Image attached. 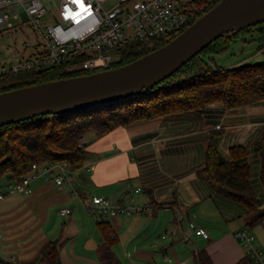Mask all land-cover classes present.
Instances as JSON below:
<instances>
[{
	"label": "crops",
	"instance_id": "0c3cea01",
	"mask_svg": "<svg viewBox=\"0 0 264 264\" xmlns=\"http://www.w3.org/2000/svg\"><path fill=\"white\" fill-rule=\"evenodd\" d=\"M212 109V113H202L200 127L175 135L166 131L171 128L163 120L166 118L135 122L100 137L92 133L85 140L89 155L80 168H68L62 184L53 181L54 175L61 174L59 166L48 178L39 167L27 192L11 191L15 181L10 174L1 177L0 264H40V250L49 241L56 242L61 264H106L104 254L112 264H196L195 256L202 250L210 256L211 264H234L246 254L244 243L236 237L242 229L253 235L254 244L264 254V219L248 227L251 213L234 212L232 207L239 205L216 196L197 177L202 165L169 168L161 161L158 143L161 148L167 145L169 151L164 142L171 138L199 135L205 149L210 131L218 129L216 125L224 129L216 142L223 158H229L233 145H243L250 153L248 142L258 135L251 143L254 152L253 145L264 136V102L231 110H222L217 103ZM260 188V195L256 192L262 204L252 213L264 212L261 183ZM92 196L136 205L143 212L100 220L85 208ZM62 208H70L71 215L60 216ZM177 214L182 216L179 221ZM101 221L116 237L108 250L102 246ZM196 227L205 228L208 238L196 235Z\"/></svg>",
	"mask_w": 264,
	"mask_h": 264
},
{
	"label": "trees",
	"instance_id": "16d2710c",
	"mask_svg": "<svg viewBox=\"0 0 264 264\" xmlns=\"http://www.w3.org/2000/svg\"><path fill=\"white\" fill-rule=\"evenodd\" d=\"M222 0L207 3L204 11L191 19L192 24ZM257 24L222 35L207 45L173 74L137 94L114 102L85 107L60 114H43L0 127V178L10 174L19 182L32 165L48 162H65L70 170L80 168L87 156L86 134L100 137L118 127L139 121L173 117L187 112L212 113V105L221 104L222 110L264 102V61L233 67L213 63V56L225 52L232 43L253 31L263 34L264 27ZM174 38V37H173ZM172 39V38H171ZM161 40L149 46L135 42L116 51L117 60L108 69L125 65L161 46ZM245 40V39H244ZM264 44V37H260ZM82 57L55 64L40 70L8 72L0 75V93L19 87L51 80L87 75L103 69L85 70ZM224 133L221 127L210 131L204 149L202 166L196 171L210 190L219 197L239 205L252 213L262 204L251 181V166L247 161L249 149L243 145L229 147V158H223L217 149V139ZM259 161L258 179L264 187V136L253 145ZM264 219V212L255 215L248 223L253 227ZM103 245L108 248L116 237L110 226L99 222ZM103 255V254H102ZM106 264L110 257L103 255ZM196 264H211L210 256L199 251ZM40 264H61L56 242L49 241L40 250ZM234 264H255L246 253Z\"/></svg>",
	"mask_w": 264,
	"mask_h": 264
},
{
	"label": "built area",
	"instance_id": "2783aa9c",
	"mask_svg": "<svg viewBox=\"0 0 264 264\" xmlns=\"http://www.w3.org/2000/svg\"><path fill=\"white\" fill-rule=\"evenodd\" d=\"M210 1L80 0L85 9L81 10L75 0H59L56 6L52 4L53 0H0V31L20 23L13 24L10 19L18 20L21 12L39 38L37 43L27 42V46L32 48L29 56L0 62V75L40 70L82 56L83 69H108L117 60V50L135 42L151 46L177 36L191 19L204 11ZM216 128H220V125H216ZM56 166L61 169V174L54 175L53 181L62 184L69 171L66 163L48 162L33 164L31 171L21 181H15L10 190L29 191V182L38 175L39 167H42L41 173L48 178L53 175ZM136 190H140V187ZM3 197L4 194L0 192V200ZM85 208L100 220L115 214L143 212L139 206L112 203L101 196H92ZM59 215L67 218L71 215V209L62 208ZM181 218L177 214L176 220ZM194 233L208 238L203 227H196ZM236 237L244 243L246 253L255 264H264V254L254 244V237L247 229L236 232ZM183 239L186 240L184 235Z\"/></svg>",
	"mask_w": 264,
	"mask_h": 264
},
{
	"label": "water",
	"instance_id": "95a60500",
	"mask_svg": "<svg viewBox=\"0 0 264 264\" xmlns=\"http://www.w3.org/2000/svg\"><path fill=\"white\" fill-rule=\"evenodd\" d=\"M261 22L264 0H222L166 44L125 65L1 92L0 127L133 96L173 74L222 35Z\"/></svg>",
	"mask_w": 264,
	"mask_h": 264
},
{
	"label": "rangeland",
	"instance_id": "374dc122",
	"mask_svg": "<svg viewBox=\"0 0 264 264\" xmlns=\"http://www.w3.org/2000/svg\"><path fill=\"white\" fill-rule=\"evenodd\" d=\"M59 0H53V5L56 6ZM45 6L50 9V6L45 3ZM53 6V8H54ZM18 20L10 19V21L15 25L13 28L0 31V62L5 60H12L20 58L21 56H29L32 53V48L27 46V42L37 43L39 38L35 34V31L31 26L25 21L20 12ZM261 27H264V22H261ZM264 37L263 34H259L257 31H253L252 34H245L244 37H239L230 47L225 51L218 53L213 56V63L219 66L233 67L239 61L246 60L252 63H257L264 61V44L261 42L260 37ZM245 39V40H244ZM181 116V117H180ZM187 116L190 119H187ZM195 116V117H192ZM199 116V117H198ZM204 114L197 112H187L182 115H177L163 119L169 122L171 128L166 129L168 134L175 135L181 131L192 130L196 127H200L201 119ZM200 118V120L198 119ZM160 119V118H158ZM154 119V120H158ZM189 120V121H186ZM153 121V120H150ZM139 122H149V121H139ZM221 128V126H220ZM219 129V128H218ZM217 130V129H216ZM165 131V132H166ZM93 136L92 133L86 134V140H89ZM257 137V138H256ZM257 136H253L248 142L250 147V153L248 155V162L251 166V181L255 189L261 192L263 189L260 188L259 179L257 176L259 170V162L255 153L251 150V143L258 139ZM203 139L201 136L197 135L192 138L182 139L180 137L171 138L169 141L164 142L168 144L171 148L167 151V145L163 148L161 143H158L160 148V158L162 162H167L169 168H183L186 169L187 166L202 165L203 164ZM85 142V141H84ZM258 195V194H257ZM260 195V193H259ZM258 195V197H259ZM234 205V204H233ZM232 210H240L244 214L243 209L239 206L234 205ZM237 208V209H235ZM258 210V209H257ZM258 213H251L250 216H255Z\"/></svg>",
	"mask_w": 264,
	"mask_h": 264
},
{
	"label": "snow or ice",
	"instance_id": "6c2138e0",
	"mask_svg": "<svg viewBox=\"0 0 264 264\" xmlns=\"http://www.w3.org/2000/svg\"><path fill=\"white\" fill-rule=\"evenodd\" d=\"M75 2H77L79 4L81 10H85L84 5L82 3H80V0H75Z\"/></svg>",
	"mask_w": 264,
	"mask_h": 264
}]
</instances>
